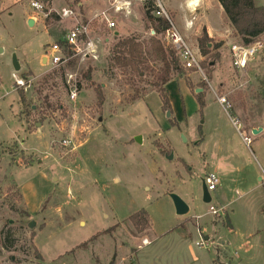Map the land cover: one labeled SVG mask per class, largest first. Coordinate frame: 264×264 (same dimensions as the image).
<instances>
[{"label": "rangeland", "instance_id": "obj_1", "mask_svg": "<svg viewBox=\"0 0 264 264\" xmlns=\"http://www.w3.org/2000/svg\"><path fill=\"white\" fill-rule=\"evenodd\" d=\"M114 2L52 0L46 5L55 16L49 22L39 16L46 31L41 22L29 26L32 10L23 0H0V136L16 135L0 141V152L7 151L0 160V264H264V49L246 71L236 72L230 47L242 42L233 30L224 34L225 42L204 38L194 26L188 37L181 33L201 53L207 82L183 68L179 78L186 83L178 79L167 89L168 117L157 92L145 93L148 85L109 66L114 32L127 30L119 39L138 32L145 42L151 24L130 30L133 20L110 14L115 29L106 21L91 24L94 37L103 40L98 58L79 57L65 67V79L72 76L78 89L72 102L71 87L56 77L60 68L42 63L45 52L77 23H87L86 12L110 11ZM257 4L264 6V0ZM64 10L76 18H63ZM224 19L216 18L215 25ZM220 43L227 44L221 51ZM14 74L28 83L29 117ZM49 74L53 79L45 83ZM97 86L103 107L97 105ZM197 96L205 98L203 109ZM222 98L228 105L220 104ZM22 122L26 132L49 137L45 147L35 137L28 143L36 150L22 147ZM253 128L263 131L254 135ZM241 132L252 138L250 146ZM126 141L131 144L119 143ZM209 171H216L220 185L207 204L202 191ZM172 195L189 206L187 215H177ZM222 207L224 216L210 214ZM141 210L152 225L142 232L129 222ZM202 238L206 245L199 247Z\"/></svg>", "mask_w": 264, "mask_h": 264}, {"label": "trees", "instance_id": "obj_2", "mask_svg": "<svg viewBox=\"0 0 264 264\" xmlns=\"http://www.w3.org/2000/svg\"><path fill=\"white\" fill-rule=\"evenodd\" d=\"M45 3H50L52 0H42ZM224 13L233 28L236 37L241 39V44L250 45L254 41L261 39L264 35V6H256L254 0H217ZM146 7L145 20L151 24V30L155 32V35L151 36L149 41H142V36L134 33L126 38L119 39L116 37L117 42L112 45L110 55V69H118L124 74L126 73L131 81L134 83H145L149 89L155 91L160 96L163 103L164 112H171V105L169 103L168 93L166 86L175 78L183 74V67L180 61L179 52L175 47L165 44V34L170 28V23L167 19L157 17L154 9ZM55 15H49L46 22ZM170 16V15H169ZM173 21L174 17L170 16ZM87 22V20L85 21ZM95 32V30L93 29ZM204 38L210 36L206 30L203 32ZM202 38V37H201ZM201 43L204 42L200 39ZM224 46V43H220L216 49H220ZM204 45L201 47V51L205 49ZM208 52V51H207ZM207 52H203L206 55ZM214 58H220L219 53L213 55ZM76 59L71 61L68 68L73 67L76 64ZM204 62V61H203ZM202 62V66H203ZM159 67V69L157 68ZM66 68H60L56 70V77L66 82ZM92 70L86 75L87 80L90 81ZM110 73V77H111ZM55 77V76H54ZM152 78V79H151ZM50 79H53L51 74L47 75L44 80L48 83ZM148 88L144 89L145 93H148ZM96 98L98 106L103 107L105 103V96L101 86L96 87ZM20 97V104L23 107V114L29 117V104L27 103L26 94L24 88L17 89ZM200 108L203 109L206 106L205 98L197 96ZM173 119V118H172ZM172 126H178L177 121H172ZM200 135L202 136V129L200 128ZM6 150L0 152L1 157L6 153ZM1 163V161H0ZM185 166H187L184 163ZM29 217V213H26ZM129 222L134 225L136 229L141 232L143 229L151 227L150 217L147 211L141 210L129 218ZM96 236L92 237L94 240ZM2 251L0 250V256Z\"/></svg>", "mask_w": 264, "mask_h": 264}, {"label": "built area", "instance_id": "obj_3", "mask_svg": "<svg viewBox=\"0 0 264 264\" xmlns=\"http://www.w3.org/2000/svg\"><path fill=\"white\" fill-rule=\"evenodd\" d=\"M30 9L39 16L47 18L51 11L48 9L46 3L42 0H23ZM140 1L143 6L154 9L155 15L157 17H162L167 19L170 23V28L165 34V41L168 45L175 47L179 52L180 61L182 67L186 70L193 71L194 73L199 74L204 81L207 82V76L205 70L202 66L203 58L201 53L191 47L187 43L185 37L181 34L175 23L171 20L169 14L167 13L164 5L160 0H133ZM132 7L131 0H125L123 5L121 2L117 1L116 6L113 8L116 12L130 13V8ZM63 18H76L75 13L72 10H64L62 13ZM101 21H106L109 29H115L117 24L115 21L110 19L109 14L103 13L99 17ZM92 22L87 23H77L75 27L63 37L62 40L55 41L50 44L48 50L45 52L44 61L47 65L52 66L53 68H65L71 61L77 60L80 58L87 59L89 57L98 58V47L100 44L99 38H95L94 31L91 26ZM155 35V32L151 31V36ZM264 49V42L259 39L254 41L250 45H243L241 43H233L230 47L231 54V66L236 72H244L248 69L249 64L253 61L258 54ZM13 78L16 79V88H25L28 86V83L24 79L17 78L16 75H13ZM67 84L71 87L70 99L72 102H75L78 99V89L73 83V77L69 76V79L66 80ZM27 85V86H26ZM220 104L228 105L225 98L219 99ZM235 127H240L238 121H234ZM243 142L250 146L253 142L245 132L240 133ZM65 144H67L65 142ZM204 183L207 186L209 193L215 192L220 185V178L214 172H209L204 176ZM225 208L213 209L210 214L213 216H224ZM206 244L203 241V238L198 243L199 247L205 246Z\"/></svg>", "mask_w": 264, "mask_h": 264}, {"label": "crops", "instance_id": "obj_4", "mask_svg": "<svg viewBox=\"0 0 264 264\" xmlns=\"http://www.w3.org/2000/svg\"><path fill=\"white\" fill-rule=\"evenodd\" d=\"M117 1L121 2V5H123V2L125 0H115L114 4H112V9L110 11H101L98 13H96V12L87 13L86 12V15L84 17L86 18V20L88 22L93 23L95 21H101L99 17L101 16V14L106 13V12L109 14V16H110V14L121 15L120 17H125V19H126L125 21H128L127 19L133 20L134 24L131 25V29L129 28L130 30H134V28L136 29L137 25H141L143 27L145 25V23L147 24V21L145 20V11H144L145 7L143 6V4L140 1H133L132 7L130 8V13H127V14L124 12L125 10L123 12L114 11L113 8L116 6ZM160 1L164 5L166 11L167 10L169 12L171 11L170 13L174 17V20L177 23L176 25H178L177 28L179 29V31L182 34H184V36L188 37L190 34V30H192V28L194 26L196 31L203 32L204 30H206L212 38H215L217 40H222L221 42H225L224 39H222L224 34L227 32H230V30H233L229 21L224 22V25H222V26H216L215 25L216 18L221 17L225 21L224 16H226L221 4L217 0H160ZM254 2H255L256 6H259L257 4V0H254ZM135 9H136L137 14L135 15V17H132L133 12H135ZM31 19L34 21L33 27H35L36 25H38V23L41 22L42 25L44 26V28H46L45 30L47 31L48 26L45 24V21L42 18H40L39 15L36 16V14L33 11L30 14H28L27 21L29 22V20H31ZM192 20H193V22H192ZM136 30H138V29H136ZM127 33L128 32L126 29L120 28V31L114 32V35L116 37H120V36H123L124 34H127ZM139 34H141V30H140ZM99 40H100V43L103 42L102 39L99 38ZM106 41L108 42V40H106ZM226 46H227V44H224V46L220 49V51L223 50ZM251 62H253V61H251ZM42 63H44V59L42 60ZM178 79L184 80L182 78L177 77L174 80H172L166 86V88L168 89V86L172 82H175ZM184 82L186 83L185 80H184ZM186 85L191 90L190 86L188 84H186ZM103 87H104V85H103ZM150 91L151 92H149V93L155 92L152 90H150ZM147 95H145L140 101H143V99ZM107 98H108V95H107ZM23 123L24 122H22L20 124L23 127L22 128V131L24 132L23 134H25L22 137L23 138L22 139L23 140L22 147L25 150H29L30 152H31V150H36L35 148H32V146H30L28 143L30 140L28 138H30V137H35L36 139H38L39 142L43 144V146H44V142L49 141L48 140L49 137L46 136L45 134H43L41 131H40V133L32 132L31 134L26 132V129L24 128ZM251 130H254V128ZM13 135H15V133ZM17 135H18V133H17ZM15 136H11L9 139L12 140L13 138H16ZM18 136L20 137V135H18ZM18 136H17V139H18ZM109 137H110V135H109ZM201 137L202 138L204 137V139H205L203 132H202ZM9 139L4 140L0 136L1 142H8V141H10ZM88 141L89 140H87V142ZM87 142H85V144H87ZM68 143H70V145H71L72 141L68 142ZM119 143L125 144V145L131 144V142H127V141L126 142H119ZM85 144L83 143L81 146H86ZM183 164H184V162H183ZM209 172H211V171H209ZM209 172L205 173V175L208 174ZM213 172L216 173V171H213ZM23 188L24 187H21V195H22V198H23L24 203H25L24 198L25 197L27 198V195L24 194L25 190ZM25 206H26V203H25ZM206 239H208V237H206Z\"/></svg>", "mask_w": 264, "mask_h": 264}, {"label": "water", "instance_id": "obj_5", "mask_svg": "<svg viewBox=\"0 0 264 264\" xmlns=\"http://www.w3.org/2000/svg\"><path fill=\"white\" fill-rule=\"evenodd\" d=\"M28 24H29L30 27H33L34 26V21L31 19V20H29ZM44 63H46V62L44 61ZM14 68H15L16 72L20 71V68H21V66L19 64V61L17 60L16 57H14ZM197 92L200 93L201 90H198ZM170 115H171V113L167 112V116L170 117ZM38 127H40V125H38ZM262 131H263L262 129H254L253 130V134L254 135H259ZM136 142L141 144L142 143V138L141 137H137L136 138ZM173 158H174V156L172 154L168 157L169 160H173ZM202 196H203L204 203H207V204L211 203L212 197H211V194L209 193V191L207 189V186L204 183V181H203ZM171 198L173 200L174 207H175L177 215L185 216V215H187L189 213V211H190L189 206L179 196L172 195ZM33 226H34V223H31L30 227H33Z\"/></svg>", "mask_w": 264, "mask_h": 264}]
</instances>
